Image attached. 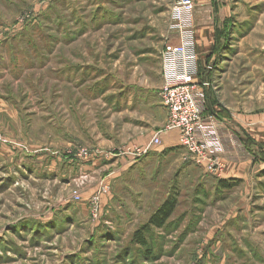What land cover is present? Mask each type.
<instances>
[{
  "label": "rangeland",
  "instance_id": "1",
  "mask_svg": "<svg viewBox=\"0 0 264 264\" xmlns=\"http://www.w3.org/2000/svg\"><path fill=\"white\" fill-rule=\"evenodd\" d=\"M212 2L226 15L206 66L213 93L264 130V56L254 54L264 52V0ZM171 8L172 0H0V264H264L256 129L250 139L262 144L246 142L259 161L250 181H219L189 155L188 169L165 163L157 175L145 164L118 181L110 173L148 150L130 146L134 136L150 134L156 147L165 132L140 103L159 102L161 53L178 42ZM69 156L77 174L65 172ZM171 194L178 207L167 225L146 247L135 244Z\"/></svg>",
  "mask_w": 264,
  "mask_h": 264
},
{
  "label": "crops",
  "instance_id": "2",
  "mask_svg": "<svg viewBox=\"0 0 264 264\" xmlns=\"http://www.w3.org/2000/svg\"><path fill=\"white\" fill-rule=\"evenodd\" d=\"M195 1L196 4H198L199 0H195ZM202 4H204L203 11L198 9V7L196 8L194 14V24H195L198 53L200 55L201 62L204 63V61L206 60H214L218 54L215 51L217 38L219 34L221 37L222 31L225 28L226 15H224L223 13L224 11L220 8V6L214 4L212 0H205L202 2ZM206 6L207 8L205 9ZM210 7L211 9L209 10ZM254 54L256 57L257 56L259 57L261 55L264 56V52L254 51ZM210 57L212 58L210 59ZM160 76H161L160 79L161 81L160 90H161L163 85L161 68H160ZM212 82L215 85V82L214 81ZM215 87L218 88L216 85ZM218 95L217 93H213L212 99L209 102L208 109L203 115L205 124L215 129L217 136L221 142V146L223 150L221 154L222 169L217 174L215 175L212 174V175L215 176L219 181L245 180V179L246 180L249 179L248 181H250V176H253V169H255L254 161H256V163L259 161L256 157H254L256 154H253L249 149H247L246 142L248 140L252 144L254 140L256 145L257 144L259 145V143L262 144L261 140H257L256 138H255L256 140L250 139V136L251 137L253 136L252 134L253 130L256 129L253 125H258L260 123V120L257 119L256 121L254 120L253 122L251 118H248L249 121L246 122V120L243 119L242 117L237 118L231 112L228 106H224L222 104V101ZM158 98H159L158 99L159 102L153 103L151 105H148V103L145 102L140 103V107H143L144 109L147 110H149L150 108L151 113L153 112L155 115L158 113L161 118V124L163 125L164 121H166L164 120V117H167V113L162 105L160 94ZM117 103L118 102L116 101L111 102L112 107L113 106L116 107ZM132 104H135V102L133 103L132 101L126 102L125 105H123V107H125V109L131 108ZM108 107L112 108L109 104ZM261 123L264 124V120H261ZM124 125H132V122L128 119H125ZM125 129L126 127L123 128L124 131ZM126 130H131V129H126ZM259 130L256 129V131L253 132L254 135L256 137H260L264 139V130L261 131ZM126 132H128V139L130 140L132 137V132L125 131V133ZM260 133L262 134L259 135ZM152 138L153 136L151 137L150 134L141 133L137 136H134L130 140V146H134V145L137 147L140 146V147L148 148V150L146 151L140 150L139 151L140 155L135 154L140 159H133L132 157L119 159V164L121 167L120 168L118 167L115 170L112 169L113 172H111L112 170L110 171L111 175L113 173L115 180L118 181L128 171L131 172L138 170L145 164L153 165V170L157 175L162 174L165 163H169L170 165L169 172L172 171L174 167H176L177 169L179 166L182 165L184 168L187 169L190 168L189 165L191 161L190 160L186 161L187 159H185L186 158L185 155H188V153L181 146L179 141V135L177 132H164V134L161 137L162 140L161 145L156 147L154 146L150 147ZM69 158H71V156H69ZM76 161L77 160H74V158H71V160L67 162V166L65 168L66 173L71 174L69 172L70 171L69 169H71L72 166H75L74 171L76 174L78 173L79 166L77 165L78 161L77 162ZM49 167L52 168V164ZM100 168L101 167H98V165H95L92 168L90 167V169H93V172L98 171ZM86 170H89L88 167H86ZM96 184L97 183H95L91 187H93V189H97ZM163 201L164 200L160 202V205L162 204ZM109 206H107V208ZM82 213L83 214L86 213L85 207L82 209Z\"/></svg>",
  "mask_w": 264,
  "mask_h": 264
},
{
  "label": "built area",
  "instance_id": "3",
  "mask_svg": "<svg viewBox=\"0 0 264 264\" xmlns=\"http://www.w3.org/2000/svg\"><path fill=\"white\" fill-rule=\"evenodd\" d=\"M195 8V0H172L173 28L178 31V42L161 53L163 85L160 98L167 113L165 132H177L188 155L206 172L215 175L222 169L223 150L215 129L205 124L203 115L207 91L217 88L200 76ZM161 143V138L154 140L156 146Z\"/></svg>",
  "mask_w": 264,
  "mask_h": 264
},
{
  "label": "trees",
  "instance_id": "4",
  "mask_svg": "<svg viewBox=\"0 0 264 264\" xmlns=\"http://www.w3.org/2000/svg\"><path fill=\"white\" fill-rule=\"evenodd\" d=\"M220 34L218 35L217 38V44H216V52L219 51V40H220ZM212 57H210L211 59ZM211 60H206L204 63L201 62L200 58V76L203 80H208L212 82L211 80L208 79L210 76V73L208 72L206 66L207 62ZM213 96V91L209 89L207 91V96H206V110L208 109L209 102L211 101ZM213 101V100H212ZM225 182V181H224ZM227 186L229 187L230 185ZM178 207V198L171 194L169 197L151 214L149 217L148 221L144 223L139 229L135 231L133 234V242L139 246L146 247L148 244V237L153 233L154 229H163L166 225L167 222L170 220V218L174 215L176 209Z\"/></svg>",
  "mask_w": 264,
  "mask_h": 264
}]
</instances>
